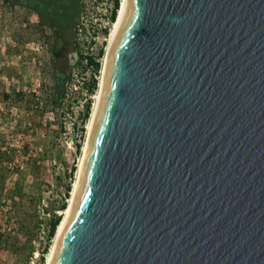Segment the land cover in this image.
I'll return each instance as SVG.
<instances>
[{"label":"water","instance_id":"1","mask_svg":"<svg viewBox=\"0 0 264 264\" xmlns=\"http://www.w3.org/2000/svg\"><path fill=\"white\" fill-rule=\"evenodd\" d=\"M49 264H264V0H128Z\"/></svg>","mask_w":264,"mask_h":264},{"label":"rangeland","instance_id":"2","mask_svg":"<svg viewBox=\"0 0 264 264\" xmlns=\"http://www.w3.org/2000/svg\"><path fill=\"white\" fill-rule=\"evenodd\" d=\"M110 2L77 0L73 48L60 51L68 58L69 77L56 104L51 99L53 40L47 28L35 12L16 0H0V174L5 176L0 179V216L9 217L4 219L5 231L12 235L6 248L0 247V264H37L51 212L62 214L63 198L69 204L99 88L107 44L101 28ZM96 51L103 58L97 87L91 91L84 60ZM88 99L90 112L85 116ZM13 181L22 187L20 193L11 190L22 194L19 224L10 218L12 211L5 203ZM67 184L70 189L65 195Z\"/></svg>","mask_w":264,"mask_h":264},{"label":"trees","instance_id":"3","mask_svg":"<svg viewBox=\"0 0 264 264\" xmlns=\"http://www.w3.org/2000/svg\"><path fill=\"white\" fill-rule=\"evenodd\" d=\"M22 3H25L26 0H19ZM42 2V5L44 8L49 5L51 0H40ZM66 2H69V0H66ZM71 2L76 5L77 7V0H71ZM120 1L119 0H114V7L112 9L111 13V18L114 19L117 16V11L119 8ZM33 7L38 11L39 17L41 22L46 23L47 21H50L49 16L46 15L47 10H42L39 9L38 6L33 5ZM115 20V19H114ZM76 32V29H75ZM74 34L72 35V37ZM70 43V42H68ZM66 48V47H65ZM88 60L89 62L93 63L95 66V71L98 73V69L100 67V62L98 60H94L91 56L88 55ZM69 77V71H68V63L66 65H61L57 59H53V72H52V79H53V90L51 92V99L57 104L62 100L63 97V85L66 82L67 78ZM97 80L98 78L92 77V80L89 83V90L93 91L97 87ZM7 95V94H5ZM90 112V99H88L85 103V110H84V115L88 116ZM91 114V113H90ZM3 160L0 159V163ZM5 178L2 174H0V179ZM15 182V183H14ZM13 187H11L7 193H6V198H5V203L9 205L12 211V218L16 224L20 223V212H19V203L22 198V194L18 195L15 194V192H12L11 190L16 189L17 192H19L22 187L17 183V181H13ZM69 184H67L65 188V195L69 194ZM20 193V192H19ZM1 203V202H0ZM67 207L66 205V200L63 198L61 203L59 204V208L65 209ZM63 215L61 213H58L55 209L51 212L49 216V224L47 228V237H46V242L44 243L43 247L39 249V258H38V263L37 264H44L45 263V252L48 249L49 242L51 241V238L55 236L57 228L62 220ZM9 220L8 218H3V215L0 216V247L6 248L7 246V241L9 237L12 235L9 234L10 232L6 233L5 228L6 225H8V222H5L6 220ZM14 229V228H13Z\"/></svg>","mask_w":264,"mask_h":264},{"label":"flooded vegetation","instance_id":"4","mask_svg":"<svg viewBox=\"0 0 264 264\" xmlns=\"http://www.w3.org/2000/svg\"><path fill=\"white\" fill-rule=\"evenodd\" d=\"M16 4L26 6L35 12L39 20V13L33 5L38 6L39 9L47 10L46 15L49 16L50 21L43 24L47 28V32L53 40L52 51L54 59H57L61 65H66L68 58H65L60 51H64L65 47H68L69 49L73 48L72 39L74 40L76 38V5H74L71 0H69V2H66V0H51L49 5L45 8L40 0H26L25 3L16 0ZM73 34L74 36L72 37Z\"/></svg>","mask_w":264,"mask_h":264},{"label":"bare ground","instance_id":"5","mask_svg":"<svg viewBox=\"0 0 264 264\" xmlns=\"http://www.w3.org/2000/svg\"><path fill=\"white\" fill-rule=\"evenodd\" d=\"M127 3H128V0H120V5H119V8H118L116 19H115V21L113 20L114 22H112L111 31H110V33H109V35L107 37V44H106L105 50H104L105 54L103 53L104 58L102 57L103 58V66H102V72H101L99 88H98V91H97V93L95 95L96 101L94 103V106H93V109H92V113H91V116H90V120H89V124H88L87 136H86V140H85V144H84V148H83V156H82L80 164H79L77 178H76V181L74 182V185H73V189H72V192H71L72 194H71V197H70L69 204L63 211H61L62 214H63V217H62V220H61V222H60V224H59V226L57 228L55 240H54V242L52 244V247L50 249V252L48 253L47 259H46L44 264H49L50 258L52 256V253H53L56 241H57V238H58V236H59V234H60V232H61V230H62V228H63V226H64V224H65V222H66V220H67V218L69 216V214H70V211H71V208H72V204H73V201H74L76 193H77L79 180H80L81 169H82V164H83V160H84V156H85V151H86L89 135H90L91 128H92V125L94 123V120H95V117H96V114H97V111H98V108H99V105H100V102H101L108 51H109V48H110L111 41H112V39L114 37V34H115V32H116L121 20L123 19L125 13H126ZM98 80H99V78H98Z\"/></svg>","mask_w":264,"mask_h":264},{"label":"built area","instance_id":"6","mask_svg":"<svg viewBox=\"0 0 264 264\" xmlns=\"http://www.w3.org/2000/svg\"><path fill=\"white\" fill-rule=\"evenodd\" d=\"M120 1V0H119ZM109 9H108V13H107V20L104 22V24L102 25V28H101V31H102V34H101V37L102 39H105L107 40V37L111 31V24L113 22V19L111 18V13H112V9L114 7V0H111L110 4H109ZM106 46V45H105ZM105 50V48H104ZM94 60H98L100 63H101V56H99V51H96L95 54H93L91 56ZM85 64L87 65V75L89 76V80L91 81L92 80V77H96L98 78V73L95 71V66L93 63L89 62L88 60V56L85 57ZM100 69H98L99 71ZM98 81V80H97ZM89 89V88H87Z\"/></svg>","mask_w":264,"mask_h":264}]
</instances>
